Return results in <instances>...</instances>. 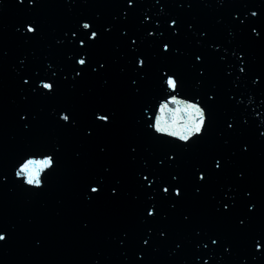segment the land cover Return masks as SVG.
Segmentation results:
<instances>
[{"label":"water","instance_id":"95a60500","mask_svg":"<svg viewBox=\"0 0 264 264\" xmlns=\"http://www.w3.org/2000/svg\"><path fill=\"white\" fill-rule=\"evenodd\" d=\"M165 72L207 110L188 144L148 127ZM0 232V264H264V0H0Z\"/></svg>","mask_w":264,"mask_h":264},{"label":"clouds","instance_id":"9594fccd","mask_svg":"<svg viewBox=\"0 0 264 264\" xmlns=\"http://www.w3.org/2000/svg\"><path fill=\"white\" fill-rule=\"evenodd\" d=\"M22 2V0H21ZM33 0H29L31 4ZM75 3V0H72ZM132 0H129L131 4ZM222 3L223 0H220ZM253 17L257 16L258 13L253 11L251 13ZM173 24L175 21L172 22ZM81 26L85 30L91 28V24L88 21H82ZM36 31L35 27L31 24L27 25V32L34 34ZM255 32L256 30L253 29ZM98 37L96 31L91 32L90 38L95 39ZM83 45V41H81ZM164 49L168 50V45H164ZM199 59V57H197ZM77 64L80 67H85L87 64L86 56L81 55L77 59ZM143 59L139 60V64L143 66ZM244 71L243 68L240 69ZM80 73L78 72L77 75ZM166 80L163 83L166 85V92L173 93L159 100L158 105L155 109V116L152 122L148 125L155 134L167 137L180 143L188 144L196 137L203 134L207 127V110L205 107L198 102V99H189L180 95V82L171 74L164 73ZM27 82V81H25ZM39 87H41L46 93H51L55 89V85L49 80L39 81ZM25 118L22 116V119ZM60 119L65 123L70 121L68 114L60 113ZM97 119L102 122H108L109 117L106 115L97 114ZM219 166V163L217 164ZM55 167V158L52 154H30L26 156L15 168V177L22 179L23 183L32 188H41L44 186V176ZM146 178V177H145ZM200 179H204L203 174L200 175ZM98 186L93 185L91 187L92 193L98 192ZM164 192H168V188L165 187ZM176 194L180 195L179 189H176ZM227 207V206H225ZM153 214V210H149V215ZM6 234L0 232V242L5 241ZM216 243V241H213ZM257 250L261 248V244L257 242Z\"/></svg>","mask_w":264,"mask_h":264}]
</instances>
